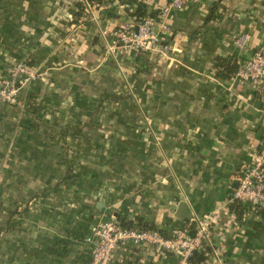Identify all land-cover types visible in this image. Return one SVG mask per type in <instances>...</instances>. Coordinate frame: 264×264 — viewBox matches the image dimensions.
<instances>
[{
	"label": "crops",
	"instance_id": "obj_1",
	"mask_svg": "<svg viewBox=\"0 0 264 264\" xmlns=\"http://www.w3.org/2000/svg\"><path fill=\"white\" fill-rule=\"evenodd\" d=\"M140 1L152 17L166 3ZM86 2L0 0V74L22 62L49 73L23 88L18 104L0 105V264H90L85 240L109 217L168 234L185 228L222 209L264 138V93L233 81L235 74L220 79L214 67L216 57L239 68L264 51V0H198L172 10L168 60L106 56L99 24L123 26L136 6L102 0L95 24ZM241 34L248 36L243 50L234 44ZM110 104L119 105L118 116L135 106L127 116L139 126L147 121L148 144L125 130L124 118L102 135L88 130L96 114L111 116ZM25 116L29 129L20 128ZM78 116H86L85 126L76 125ZM180 202L192 217L176 218ZM232 227L224 264H264V219L250 213ZM175 261L129 244L113 253V264Z\"/></svg>",
	"mask_w": 264,
	"mask_h": 264
},
{
	"label": "built area",
	"instance_id": "obj_2",
	"mask_svg": "<svg viewBox=\"0 0 264 264\" xmlns=\"http://www.w3.org/2000/svg\"><path fill=\"white\" fill-rule=\"evenodd\" d=\"M196 1L198 0H166L165 4L156 9L155 16H146L138 22L128 20L120 29L99 24L98 33L104 43V54L114 56L120 52H143L158 55L162 60L167 59L172 50L166 43V38L171 34L168 23L170 13L172 10H182ZM94 9L91 3L84 4V12L89 14L96 24L98 19L93 14ZM247 43L248 36L245 34L234 39V44L240 50L245 49ZM48 76V70L28 67L24 63L8 66L5 72L0 74V105L18 104L23 88L37 81H45ZM233 81L247 83L256 92L264 93L263 49L256 50L251 58L238 68ZM237 182V187L230 193L221 210L200 220H191L189 226L193 225L192 236L186 228L172 232L169 238H163L156 231L124 228L115 217L100 222L85 240L90 247V264H113L114 251L126 244L136 250L172 254L176 257L175 264H188L194 252L204 254L205 260L201 264H224L223 257L227 251L226 231L236 229L232 227V223L237 221L235 213L228 210L229 204L239 203L250 207L246 214L248 216L250 213L264 210V138L252 161L241 168ZM220 217L227 218L228 223L220 226ZM247 217L244 216V219ZM218 233L224 234V242L218 240Z\"/></svg>",
	"mask_w": 264,
	"mask_h": 264
},
{
	"label": "trees",
	"instance_id": "obj_3",
	"mask_svg": "<svg viewBox=\"0 0 264 264\" xmlns=\"http://www.w3.org/2000/svg\"><path fill=\"white\" fill-rule=\"evenodd\" d=\"M134 4H135V10H133V12L131 11H126L127 17H129L130 19H132L131 21H140L142 18L146 17V16H151V12L148 11V8L146 5H144L140 0H131ZM90 3L95 6L94 8L97 10H100V8L102 7V0H90ZM104 9V8H103ZM107 12V16L108 17H112L113 15V10L112 8H107L105 9ZM157 14V11H155ZM122 26H118L116 27L117 29H120ZM24 63L26 66L28 67H32L30 66L28 62H22ZM214 67L217 69V75L220 79L222 80H228L230 79L234 74H236V72L238 71V67L235 63V61H233L231 58H221V57H216L214 59ZM232 191V190H231ZM228 210H230L231 212L235 213L236 219L238 220H244V216L247 214L248 211H250V207L243 205V204H239V203H232L229 204L228 206ZM258 213L260 215L261 218L264 219V210L255 212ZM120 224L122 225V227L124 228H137L139 230H147V231H156L158 232V234L160 236H162L163 238H169V235L167 232L158 229L155 226H148L145 224H141V221H137L138 223L132 222V221H126L125 219H121V218H116ZM189 234L192 236L194 234L193 231V225L188 229ZM0 233H4L3 228L0 229ZM205 260V256L203 253H199V252H194L190 259L188 260V264H201L203 263Z\"/></svg>",
	"mask_w": 264,
	"mask_h": 264
},
{
	"label": "rangeland",
	"instance_id": "obj_4",
	"mask_svg": "<svg viewBox=\"0 0 264 264\" xmlns=\"http://www.w3.org/2000/svg\"><path fill=\"white\" fill-rule=\"evenodd\" d=\"M108 26V25H107ZM97 32H98V30H97ZM98 36H100L99 35V33H98ZM138 54V53H137ZM169 59V56H168V58L167 59H165V60H168ZM41 82H44V81H41ZM35 84V83H34ZM132 103V102H131ZM146 103H142L141 104V106H142V109L144 110V105H145ZM109 111L111 112L109 115H111V116H108L107 114L106 115H104V117H105V119H101V117L102 116H100V115H97L96 114V116H93V120L91 121V123H89V124H91V126H88L87 128H88V130H90V129H95V130H97L96 132L97 133H100L101 135H102V132L101 131H103L105 128L106 129H108V130H110L111 131V129H109V128H111V123H112V126H113V128H116V126H119V124H121L120 122H121V120H119V121H116L118 118H124L125 120H124V128H125V130L126 131H128L129 133H131V131L132 130H134V132H136V135L137 136H139V138H141L140 140L144 143V144H148L149 143V140H148V138L144 135V133H145V131H149L148 130V124H147V121H145V119L144 118H142L141 119V125L139 126V122L138 121H136V120H134V121H132V118H133V116H127V115H131V114H134L133 113V110L135 109V106L133 105V104H129V105H127V106H124V110H125V114H126V116H118V112H116L117 110H119L120 108H119V105H114V104H110L109 105ZM123 108V107H122ZM26 117V119H23V121H22V125L20 126V128H22V129H29V128H31V125L28 123V120H29V122H30V120H31V118H30V116H25ZM85 117L86 116H78V121H77V123H76V125L77 126H79V127H83V126H85L84 125V123H85ZM88 117V116H87ZM134 118H136L137 119V117H135L134 116ZM24 122V123H23ZM26 123V124H25ZM63 123V122H62ZM86 123H87V121H86ZM93 126V127H92ZM87 130V129H86ZM82 132H84V130L82 131ZM29 137H25V134H24V136L23 137H21V139H24L25 141L28 139ZM76 141V140H75ZM71 143V142H70ZM73 144H79V141H77V143L76 142H72ZM81 144V143H80ZM2 205H3V207H4V204L2 203ZM110 218V217H109ZM196 220L198 219V220H200V219H202V217L201 218H199V217H196L195 218ZM4 222H5V215H4V213H2V212H0V228H2V227H4ZM191 226H186L185 228H187V229H189ZM185 228H182V229H178V230H183V229H185ZM230 234V233H229ZM229 234H227V238H228V236H229ZM224 234H221V233H218V237L220 238V239H218V240H221V241H223L224 242V240H225V238H224V236H223ZM4 240H5V234L4 233H0V244H2V243H4ZM3 255V251H2V253H0V255Z\"/></svg>",
	"mask_w": 264,
	"mask_h": 264
},
{
	"label": "water",
	"instance_id": "obj_5",
	"mask_svg": "<svg viewBox=\"0 0 264 264\" xmlns=\"http://www.w3.org/2000/svg\"><path fill=\"white\" fill-rule=\"evenodd\" d=\"M237 185L233 188H236ZM175 216L178 220H184L186 218L192 217V212L190 211L188 205L185 202H180Z\"/></svg>",
	"mask_w": 264,
	"mask_h": 264
}]
</instances>
